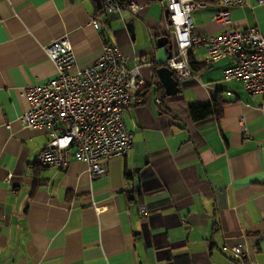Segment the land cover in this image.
Returning <instances> with one entry per match:
<instances>
[{"label":"crops","instance_id":"obj_1","mask_svg":"<svg viewBox=\"0 0 264 264\" xmlns=\"http://www.w3.org/2000/svg\"><path fill=\"white\" fill-rule=\"evenodd\" d=\"M132 1L137 14H103L101 0H0V264H238L236 245L250 250L249 264H264V93L223 79L233 57L207 63L196 47L194 77L168 95L154 72L169 58L157 46L168 34L163 7ZM247 1L253 8L230 9L232 24L264 32V4ZM220 8L208 0L194 10L195 33L222 32ZM64 36L81 66L106 41L129 65L154 62L141 68L144 102L124 114L132 150L95 179L75 158L61 169L37 165L48 129L18 120L19 89L56 75L46 47ZM217 96L222 115L193 120L190 105Z\"/></svg>","mask_w":264,"mask_h":264},{"label":"built area","instance_id":"obj_2","mask_svg":"<svg viewBox=\"0 0 264 264\" xmlns=\"http://www.w3.org/2000/svg\"><path fill=\"white\" fill-rule=\"evenodd\" d=\"M164 21L172 41V55L165 63L176 79L183 82L194 77L190 53L205 48V61L210 63L224 56L233 57L223 70V79L241 81L251 93H264V32L256 25L240 27L232 24L230 9L251 4L247 0H209L220 5L213 16L224 29L218 34L195 33L192 12L207 5L206 0H159ZM102 13L110 14L126 7L137 14L141 5L130 1L122 6L118 0H101ZM264 4V0H258ZM168 10V15H166ZM94 25L99 26L96 18ZM56 65V75L46 82L21 87L19 96L26 103L18 117L29 128L45 127L50 139L38 152L40 167L64 168L73 158L88 165L92 179L108 172V160L124 156L134 145V133L124 114L140 105L146 80L143 65L154 62L142 57L129 65L118 45L106 41L102 54L90 64L81 66L67 36L54 39L46 47ZM231 92L228 91V94ZM241 128L247 132L246 119ZM145 210L141 209V213ZM232 252L238 264H249L250 250L236 245Z\"/></svg>","mask_w":264,"mask_h":264},{"label":"water","instance_id":"obj_3","mask_svg":"<svg viewBox=\"0 0 264 264\" xmlns=\"http://www.w3.org/2000/svg\"><path fill=\"white\" fill-rule=\"evenodd\" d=\"M166 15H168V10H166ZM127 28L131 32L132 36H134L132 22L127 23ZM157 46L158 47L167 46L169 57H171L173 44L168 34L160 36L157 39ZM157 75L159 77V83L165 88V91L168 95H176L177 93L180 92L181 89H180L179 81L175 78L172 69H170L166 65L165 66L163 65L157 69Z\"/></svg>","mask_w":264,"mask_h":264},{"label":"trees","instance_id":"obj_4","mask_svg":"<svg viewBox=\"0 0 264 264\" xmlns=\"http://www.w3.org/2000/svg\"><path fill=\"white\" fill-rule=\"evenodd\" d=\"M130 1H132V0H118V2L122 6H126ZM206 1H208V0H206ZM191 65L197 66L195 64V61H193L192 59H191ZM161 66H162V64L155 66L154 72L156 75H157V69L160 68ZM222 107H223V102L219 99V96H217L215 99L211 100L210 102H208L206 104H192V105H190L189 112H190V115L193 118V120L201 121V120H204V119L211 117L213 115H216L218 117L221 116L222 110H223Z\"/></svg>","mask_w":264,"mask_h":264},{"label":"rangeland","instance_id":"obj_5","mask_svg":"<svg viewBox=\"0 0 264 264\" xmlns=\"http://www.w3.org/2000/svg\"><path fill=\"white\" fill-rule=\"evenodd\" d=\"M156 4H157V6L162 10V5H161V3H160L159 0H156Z\"/></svg>","mask_w":264,"mask_h":264}]
</instances>
